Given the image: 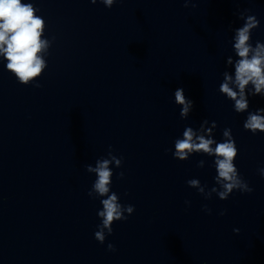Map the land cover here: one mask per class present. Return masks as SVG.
Instances as JSON below:
<instances>
[{
	"label": "water",
	"instance_id": "1",
	"mask_svg": "<svg viewBox=\"0 0 264 264\" xmlns=\"http://www.w3.org/2000/svg\"><path fill=\"white\" fill-rule=\"evenodd\" d=\"M22 2L44 19L48 47L30 82L40 88L20 84L0 55V264H264V132L244 130L248 113L218 91L222 73L234 72L226 60L236 58L238 12L256 16L252 43L264 42V0ZM177 88L193 101L187 119ZM248 100L249 111L264 108V97ZM205 119L217 142L231 128L251 193L205 199L188 186H215L213 157H173L175 138ZM109 146L123 157L110 165L111 189L135 210L100 244L102 205L88 196L96 176L85 166Z\"/></svg>",
	"mask_w": 264,
	"mask_h": 264
},
{
	"label": "clouds",
	"instance_id": "2",
	"mask_svg": "<svg viewBox=\"0 0 264 264\" xmlns=\"http://www.w3.org/2000/svg\"><path fill=\"white\" fill-rule=\"evenodd\" d=\"M98 0H90L96 4ZM107 8H111L121 0H99ZM184 6L188 7L192 0H183ZM38 9L33 2H22V0H0V55L7 63L6 69L12 73L17 81L23 85L30 83L40 77L46 68V62L40 55L48 47V41L42 39L45 21L37 15ZM250 10L245 9L238 12V19L243 21L242 26L233 29L232 46L235 54L228 56L226 65L231 66L234 72L224 71L223 80L218 91L228 100L233 102V110L236 113L247 112L243 128L252 134L264 132V108L249 111V96L264 97V42L257 40L252 43V32L259 27L260 21L255 15L248 14ZM34 87L40 88L41 84L35 83ZM174 102L180 106V117L187 119L193 109V101L187 98L183 88H177L174 93ZM217 128L215 121L209 126V121L204 120L199 128L194 129L186 126L182 138L174 140L173 157L179 161L188 160L194 153L213 157V166L216 170L214 177L215 186L208 189L202 185L199 179H190L187 184L198 190L205 199H211L213 193L220 200H227L234 191L251 193L253 189L243 179L234 163L238 157L239 150L232 135L231 128H225L222 132V142L214 139V130ZM168 151H171L170 149ZM206 161L200 160L198 167L203 168ZM110 165L121 168L123 157L113 154L111 146L106 157L96 160L95 166L86 165L88 173H94L96 179L92 183L88 196L99 199L102 208L97 210L100 223L94 233V238L104 244L108 236L113 234V224L117 221H125L134 212V206L122 204L120 197L112 191L113 170ZM258 172L264 176V168ZM124 172L117 174V179H123ZM185 203H190L185 201ZM203 210L211 214V209L204 205ZM225 212L221 211L220 215ZM239 232V229H234ZM109 251H115L112 243L107 245Z\"/></svg>",
	"mask_w": 264,
	"mask_h": 264
}]
</instances>
